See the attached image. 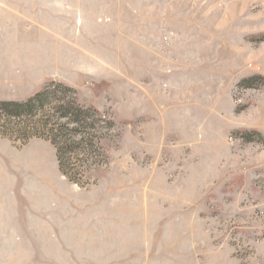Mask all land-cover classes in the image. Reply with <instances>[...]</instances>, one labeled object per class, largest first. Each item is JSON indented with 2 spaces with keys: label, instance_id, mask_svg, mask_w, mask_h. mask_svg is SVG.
<instances>
[{
  "label": "rangeland",
  "instance_id": "1",
  "mask_svg": "<svg viewBox=\"0 0 264 264\" xmlns=\"http://www.w3.org/2000/svg\"><path fill=\"white\" fill-rule=\"evenodd\" d=\"M48 81L0 118V264H264V0H0V101Z\"/></svg>",
  "mask_w": 264,
  "mask_h": 264
},
{
  "label": "trees",
  "instance_id": "2",
  "mask_svg": "<svg viewBox=\"0 0 264 264\" xmlns=\"http://www.w3.org/2000/svg\"><path fill=\"white\" fill-rule=\"evenodd\" d=\"M55 82L48 81L42 87L37 89L32 95L26 98L23 101H0V118L6 117L7 119L19 118L22 117L23 114L34 115L38 107L43 108V101H47L50 95V87L54 85ZM58 85L65 89L66 91H72L70 88L64 86L61 83ZM76 103V102H75ZM71 104L68 103L65 106H62V110L64 111V116H68L71 125H75V127H81L83 125L95 127V125L99 123H109L105 120V118L100 114L98 110L91 106H85L82 104ZM41 105V106H39ZM74 132L78 131V128H72ZM0 136L9 137L2 130H0ZM53 142V141H52ZM53 144H55L53 142ZM56 145V144H55ZM57 161L59 166V171L66 176L69 180L73 181L70 176L64 171V167L62 164L61 151L57 148Z\"/></svg>",
  "mask_w": 264,
  "mask_h": 264
},
{
  "label": "crops",
  "instance_id": "3",
  "mask_svg": "<svg viewBox=\"0 0 264 264\" xmlns=\"http://www.w3.org/2000/svg\"><path fill=\"white\" fill-rule=\"evenodd\" d=\"M190 124L192 125V124H193V121H192V122H190ZM190 134H191V135H194L192 131L190 132Z\"/></svg>",
  "mask_w": 264,
  "mask_h": 264
}]
</instances>
